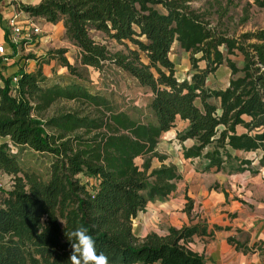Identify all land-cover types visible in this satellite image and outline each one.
<instances>
[{
    "label": "trees",
    "instance_id": "1",
    "mask_svg": "<svg viewBox=\"0 0 264 264\" xmlns=\"http://www.w3.org/2000/svg\"><path fill=\"white\" fill-rule=\"evenodd\" d=\"M198 1L41 0L21 6L30 18L63 24L66 40L78 50L77 65L65 57L67 49L54 50L50 57L71 77L82 81V71L88 69L121 70L152 94L151 119L140 122L117 112L108 98L79 83L49 85L42 65L35 73L3 74L7 67L0 58V140H5L0 143V174L12 178L10 190H0V264H70L67 234L81 226L110 264H205L188 248L194 237L214 235L201 225L142 239L133 231L147 205L166 199L182 179L157 151L162 137L179 122L187 127L177 134L178 142L193 143L184 148V158L205 161V171L239 162L233 152H260L254 173L264 171V29L239 36L220 32L210 21L214 6L194 9ZM215 4L221 18L233 2L226 8ZM253 7L264 10V0H247L242 24ZM93 33L124 50L113 52L96 42ZM175 44L190 55L189 80L176 77L170 60ZM233 58L241 59L242 66ZM222 65L230 70L228 87L209 89L207 79ZM59 102L78 109L46 119ZM11 146L51 156L46 178L25 171ZM153 159L160 168L151 169ZM252 164L240 161L235 170L252 171ZM254 247L264 260V243Z\"/></svg>",
    "mask_w": 264,
    "mask_h": 264
},
{
    "label": "rangeland",
    "instance_id": "2",
    "mask_svg": "<svg viewBox=\"0 0 264 264\" xmlns=\"http://www.w3.org/2000/svg\"><path fill=\"white\" fill-rule=\"evenodd\" d=\"M2 1L0 0V3ZM216 1L220 2L222 8H226L229 1L233 2L227 15L220 18L219 14L221 13L217 11L219 6L215 4ZM24 2L29 3L32 0H24ZM246 4L247 0H200L193 3L192 7L204 11L210 10V5H213L214 7L211 9L212 16L210 17L212 26H218L220 32L226 31L230 36H239L264 29V10L254 7L250 10L248 21L245 24L241 23L243 8ZM2 8L0 7V11H2ZM12 19L15 18L8 19V25ZM25 21L28 22L30 27L25 31L23 25L19 24L24 29L25 35H21L18 39L17 50L24 60H33L32 58L34 60L35 58L43 60L40 63L45 65V76L49 85L54 83L66 85L76 82L86 86L93 93L101 94L108 98L117 112H126L134 120L140 122H147L151 119L149 111L150 93L146 89L141 88L136 80L115 67H107L103 73L94 70H83L84 80L82 81L71 77L68 71L59 65L58 61L50 57L51 52L54 50L67 49L68 52L65 57L71 64L77 65L78 50L66 40L63 24L60 23L54 29L48 31L45 30L44 21L39 19H26ZM32 25L38 27L41 32L38 36L28 37L27 34L30 32ZM92 36L96 42L108 46L113 52L124 50L122 46L109 41L103 34L93 33ZM8 44L10 43L8 42ZM3 46L6 50V46ZM170 60L176 66L178 80H189L190 75L193 74L190 55L183 52L175 44L170 54ZM233 60L239 67L242 66L241 59L233 58ZM28 64L34 66L32 61ZM199 66L203 68L205 65L200 63ZM228 72L226 65H223L218 72L209 77L207 87L212 90L224 89L230 79ZM0 85H2L1 81ZM211 102L217 106L219 105L218 100L213 99ZM76 109H78V106L74 103L59 102L46 113L45 118L49 119ZM2 142H5V140H0V143ZM187 146L188 144H186ZM184 148L185 146L178 142L177 137L172 139L168 135L160 142L158 153L167 158L165 164L175 166L184 179L178 183L179 191L177 193L166 199H156L150 202L146 210L140 214V218L135 220L133 230L138 238H144L145 233H156L159 236H164L168 228L173 224L179 226L183 223L182 218H185V220L190 217L194 220L199 218V222H202L203 218H205L203 202L204 197H206V191L210 192L213 189L215 192H224L225 185L220 183L223 179L215 174L205 173L203 170L204 162L186 161L182 156ZM11 149L15 152L14 155L25 171L34 172L46 178L53 161L51 156L35 153L28 148L12 146ZM237 156L242 159L247 158V160L253 162L252 168L255 169L258 166L261 154H253L250 157L244 154H237ZM135 162L137 165H141L143 161L142 159H137ZM236 166L237 164L233 162L227 166V169L231 172L235 170ZM160 167L161 163L157 159H153L151 169ZM251 174L254 173L251 171ZM262 175L264 176V171H262ZM229 180L232 181V179ZM261 180L258 175L252 178L238 177L235 184L238 188L236 192L239 200L243 202L256 201L264 204V183ZM231 183L234 184V181ZM11 186L12 178L0 174V190H10ZM191 189L195 190V194L200 197V200L191 201V199L187 198L188 190ZM189 207L190 213H187L184 217V212Z\"/></svg>",
    "mask_w": 264,
    "mask_h": 264
},
{
    "label": "crops",
    "instance_id": "3",
    "mask_svg": "<svg viewBox=\"0 0 264 264\" xmlns=\"http://www.w3.org/2000/svg\"><path fill=\"white\" fill-rule=\"evenodd\" d=\"M40 1L41 0H32V2L25 3L24 0H3L0 3V7H3L2 11H0V45L6 46V56L8 57V62L2 63V66L7 67V69L2 72L3 74H19L21 71H23L24 73H35L37 69L42 65L43 74L45 76V65L40 63L43 60H41L40 58H35V60H24L21 58V55L17 50V46L11 41V30L8 25V19L10 20L13 17L15 18V20L17 19L16 22L18 24L23 25L25 31L28 30L30 26H28V22H26L25 20H33L34 18H30L25 12H23L21 10V6H36L40 3ZM39 20L44 21L42 19ZM44 23L45 30L48 31L54 29L55 26H58L60 24L59 23L57 25H51L46 23L45 21ZM8 42L11 45L8 44ZM30 61L34 63V66L28 64L30 63ZM222 67L223 65L220 66L216 72H218ZM88 70L92 71V69ZM227 70L229 71L228 74L229 78L231 79L230 70L228 68ZM228 85L229 82L224 89H226ZM150 97L152 98V94H150ZM186 127L187 124L179 122L177 128L165 134L160 140V142L164 140L165 137H167L168 135L170 136V138L175 139L177 137V134L182 132ZM159 144L157 147V151L159 148ZM186 144H188L187 147ZM192 145L193 143L190 141L184 144L185 148H189ZM182 154V156L184 157V150H182ZM232 154L233 156L237 157L240 161H243L247 160V158H239L237 154H244L250 157L253 154L261 153L233 152ZM185 160L189 162H204V172L212 173L218 177H221L223 180L220 183L225 185V190L224 192H215L213 189L210 192L206 191V197H204L203 202L205 209V218H203L202 222H199V218H197L196 220H194L192 217L186 220L185 218H182L183 223H181L179 226L173 224L171 227L168 228V230L170 228L181 229L183 227L201 225L205 227L208 232L214 231V235L211 238L203 236L194 237L193 241L188 246V248L193 253L203 257L205 264H264L262 256L254 247V245L257 243H264V204L256 201L243 202L239 200L236 192L238 188L235 184L238 177L252 178L256 177L257 175L261 177V181L264 183V176L262 175V172L254 173L256 168L252 169V172L254 174H251V170L247 168L243 171L234 170L230 172L227 167L226 169L221 171H216L215 169L205 171V161L200 159ZM240 161L234 162L237 164L235 168L240 166ZM180 175L182 179L179 182L184 179L183 175ZM229 179H232V181H234V184H232V181ZM178 183L176 184L175 191L169 196H173L179 191ZM195 193L196 192L194 189L188 190L187 198L191 199V201L200 200V197L196 196ZM189 210L190 207L186 210V212H184V217L187 213H190ZM139 218L140 214L137 219ZM216 227L221 228V230L215 231ZM147 235L148 233H145V237ZM230 239H234L240 244L245 245L246 248H248L250 251L245 253L242 250L237 249V245L231 243L229 241Z\"/></svg>",
    "mask_w": 264,
    "mask_h": 264
},
{
    "label": "clouds",
    "instance_id": "4",
    "mask_svg": "<svg viewBox=\"0 0 264 264\" xmlns=\"http://www.w3.org/2000/svg\"><path fill=\"white\" fill-rule=\"evenodd\" d=\"M71 241L70 264H110L109 257L97 252L96 242L87 228L81 226L67 234Z\"/></svg>",
    "mask_w": 264,
    "mask_h": 264
},
{
    "label": "built area",
    "instance_id": "5",
    "mask_svg": "<svg viewBox=\"0 0 264 264\" xmlns=\"http://www.w3.org/2000/svg\"><path fill=\"white\" fill-rule=\"evenodd\" d=\"M9 28L11 30V41L13 44H18V39L21 35L25 33L24 29L20 27V25L16 22L15 19H12L9 23ZM40 29L34 25L31 26L30 32L27 34L28 37L30 36H38L40 34ZM25 35V34H24ZM0 58H4L5 62H8V57L6 56V50L3 45H0ZM17 79H14V82H16ZM12 148V146H11ZM11 153L15 154L14 151L11 149Z\"/></svg>",
    "mask_w": 264,
    "mask_h": 264
}]
</instances>
